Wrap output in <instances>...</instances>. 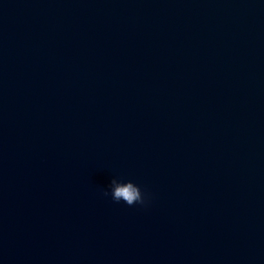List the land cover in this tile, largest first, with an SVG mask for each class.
Returning <instances> with one entry per match:
<instances>
[{"label": "water", "instance_id": "1", "mask_svg": "<svg viewBox=\"0 0 264 264\" xmlns=\"http://www.w3.org/2000/svg\"><path fill=\"white\" fill-rule=\"evenodd\" d=\"M0 264H264V0H0Z\"/></svg>", "mask_w": 264, "mask_h": 264}, {"label": "clouds", "instance_id": "2", "mask_svg": "<svg viewBox=\"0 0 264 264\" xmlns=\"http://www.w3.org/2000/svg\"><path fill=\"white\" fill-rule=\"evenodd\" d=\"M111 200L117 204H119V203L125 204L124 202L120 201L119 198L114 197V196L112 197ZM147 203H148L147 193L143 189H141V194L137 196L136 201L135 202L129 201L125 205L129 206V207H133V206H142L143 207V206H146Z\"/></svg>", "mask_w": 264, "mask_h": 264}]
</instances>
